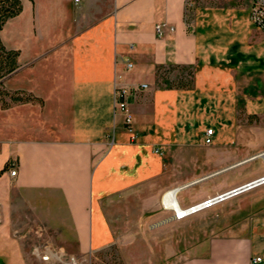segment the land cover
Listing matches in <instances>:
<instances>
[{
	"label": "crops",
	"instance_id": "1",
	"mask_svg": "<svg viewBox=\"0 0 264 264\" xmlns=\"http://www.w3.org/2000/svg\"><path fill=\"white\" fill-rule=\"evenodd\" d=\"M20 3L0 29L4 47L19 51L3 85L36 99L0 102V250L13 243L6 229L14 201L47 211L54 239L88 253L114 241L109 212L123 197L144 189V202L157 204L166 190L239 161L205 162L238 135V104L249 115L264 113V94L253 101L245 93L264 89V33L249 18L250 3L195 7L190 21V0ZM157 23H166L162 35ZM162 66H191L192 87L159 85ZM116 86L131 90V132L114 106ZM208 127L212 142L205 144ZM230 181L198 180L184 195L192 184L179 189L177 200L191 205ZM166 264H264V221L245 234L199 242Z\"/></svg>",
	"mask_w": 264,
	"mask_h": 264
},
{
	"label": "rangeland",
	"instance_id": "2",
	"mask_svg": "<svg viewBox=\"0 0 264 264\" xmlns=\"http://www.w3.org/2000/svg\"><path fill=\"white\" fill-rule=\"evenodd\" d=\"M190 1L186 11L188 21L191 20L195 7L220 8L230 4L245 7L250 3V0ZM179 78L188 82L192 79V74L189 69L173 66L158 68V84L161 86L166 84V79L177 82ZM245 93L250 94L248 97L253 101H258L261 94H264V89L245 90ZM247 108L246 105L238 104V135L230 145L222 146L224 151L227 149L228 152L215 153L211 159L205 161L222 166L227 160L230 162L239 159L229 169L214 176L208 177L207 174L201 177L199 181H204L202 184L232 180L229 186H218L219 192L216 189V193L264 175V158L260 156L250 159L264 149V113L249 115ZM191 168L184 167L183 172H190ZM245 177H248L247 181L239 182ZM199 185L197 182L186 187L180 195L194 190ZM161 196L157 204L146 203L144 200L149 197L148 191L140 189L123 197V202L115 203V207L109 212L114 241L102 249L88 253H76L74 249L62 247L59 239H54L55 233L48 227L49 219L44 215L47 211L31 209L27 201H14L10 211L13 222L6 229L11 231L13 243L9 244L8 250H0V253L6 252V256L0 254V262L5 264L9 260L10 264H166L179 259L186 252L194 251L199 242L214 236L245 234L254 225L264 221V183L182 217L175 216L172 210L164 208ZM2 244L3 242L0 246ZM45 251L53 253L46 260L41 258Z\"/></svg>",
	"mask_w": 264,
	"mask_h": 264
},
{
	"label": "built area",
	"instance_id": "3",
	"mask_svg": "<svg viewBox=\"0 0 264 264\" xmlns=\"http://www.w3.org/2000/svg\"><path fill=\"white\" fill-rule=\"evenodd\" d=\"M75 1H77V0H75ZM249 18H250L251 22L264 33V0H250ZM165 27H166V23H157L155 25V30H156L157 34L162 35ZM169 29H172V27H169ZM126 65L128 67H131L132 63L127 61ZM144 86H146V85L143 84L142 87H144ZM130 93H131V90L125 86H116L114 89V106H115V108L123 111L125 126L131 132L132 131L133 117H132V113L130 112V109L128 107V101H127V98H128ZM212 131H213L212 127H208L205 130V135H204V143L205 144H210L212 142V139H211ZM132 137H134V135ZM9 173L11 175H15L16 169L15 168L10 169ZM248 182H249V184H247L245 187H243V189H235V190L230 191V192H229V190H231V189H229V190L221 192V193H216L214 195H210L201 201L193 203V204L189 205V207H187V209L184 211L183 215H180L179 213H177V216L182 217L184 215L191 214V213L197 212L199 210L211 207L214 204L218 203L219 201H221L227 197L233 196V195L238 194V193H240L246 189H249L251 187L262 184V183H264V175L254 179L252 181H248ZM164 194H165V192L161 196V203H162ZM52 254L53 253L51 251H45L43 254H41V258L44 260L49 259V257L52 256ZM253 260L255 262L262 261L263 257L256 256V257H254Z\"/></svg>",
	"mask_w": 264,
	"mask_h": 264
},
{
	"label": "trees",
	"instance_id": "4",
	"mask_svg": "<svg viewBox=\"0 0 264 264\" xmlns=\"http://www.w3.org/2000/svg\"><path fill=\"white\" fill-rule=\"evenodd\" d=\"M21 10L20 0H0V29L7 18L15 16ZM19 51L16 49H7L4 47L0 40V102L3 108L9 107L14 103L29 102L36 99L34 95L24 90H7L2 78L15 71L19 64L17 61ZM176 67V66H173ZM159 68V67H158ZM180 69H189L192 74V79L188 82L183 81L181 78L177 82L171 80H164L167 86H177L190 88L193 83V69L191 66H180ZM8 98V100H7Z\"/></svg>",
	"mask_w": 264,
	"mask_h": 264
},
{
	"label": "bare ground",
	"instance_id": "5",
	"mask_svg": "<svg viewBox=\"0 0 264 264\" xmlns=\"http://www.w3.org/2000/svg\"><path fill=\"white\" fill-rule=\"evenodd\" d=\"M176 193L177 191L175 188L166 190L161 204L163 205L164 208L172 210L175 216H177V213L183 215L184 211L189 206L187 207L181 206L177 200Z\"/></svg>",
	"mask_w": 264,
	"mask_h": 264
},
{
	"label": "water",
	"instance_id": "6",
	"mask_svg": "<svg viewBox=\"0 0 264 264\" xmlns=\"http://www.w3.org/2000/svg\"><path fill=\"white\" fill-rule=\"evenodd\" d=\"M262 155H264V151H261V152L255 154V155L251 156L250 159H251V158H255V157H260V156H262ZM226 168H227V167H226ZM223 169H225V168H223ZM223 169H220V170L214 171V172L211 173V174H214V173L220 172V171H222ZM211 174H209V175H211ZM209 175H207V176H209ZM200 179H202V178H199V179H196L195 181H191V182H189V183H187V184H184V185H181V186L175 187V189H176V191H178L179 189H181V188H183V187H186V186H188V185H190V184H193V183H195L196 181H198V180H200ZM247 184H249V182L244 183V184H241V185H239V186H237V187H234V188H232L231 190H229V192H230V191H233V190H235V189H243V187H245ZM226 193H227V192H226Z\"/></svg>",
	"mask_w": 264,
	"mask_h": 264
}]
</instances>
